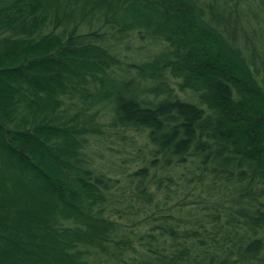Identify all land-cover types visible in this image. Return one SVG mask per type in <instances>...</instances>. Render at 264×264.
<instances>
[{
	"label": "trees",
	"instance_id": "obj_1",
	"mask_svg": "<svg viewBox=\"0 0 264 264\" xmlns=\"http://www.w3.org/2000/svg\"><path fill=\"white\" fill-rule=\"evenodd\" d=\"M214 1L0 0V264H264V0Z\"/></svg>",
	"mask_w": 264,
	"mask_h": 264
},
{
	"label": "rangeland",
	"instance_id": "obj_2",
	"mask_svg": "<svg viewBox=\"0 0 264 264\" xmlns=\"http://www.w3.org/2000/svg\"><path fill=\"white\" fill-rule=\"evenodd\" d=\"M204 1L213 2L214 0H204ZM214 2H221V0H215ZM253 25L259 27V24H257L256 22L255 23L253 22ZM261 25L264 26L263 23ZM139 42L140 41H137L136 43L132 42L130 45V51L126 52L127 54L130 55L128 57L130 61L133 60V57L137 58L138 53L145 54L148 50H150L149 47L140 48V46L142 45H140ZM152 50L155 51V47L152 48ZM102 131H103L102 133L98 132L93 135V139H91V143L93 150L103 151L105 153L106 159L107 157L111 158L112 160H118V158L127 159L129 158V154L132 153L134 149L140 147V141L142 144V138L136 135L127 136V140H125V142L118 140L116 137L111 136V132L106 125L102 127ZM109 148H111L112 152H108ZM101 162H104V160H101Z\"/></svg>",
	"mask_w": 264,
	"mask_h": 264
}]
</instances>
